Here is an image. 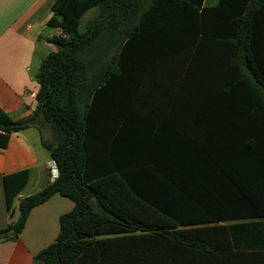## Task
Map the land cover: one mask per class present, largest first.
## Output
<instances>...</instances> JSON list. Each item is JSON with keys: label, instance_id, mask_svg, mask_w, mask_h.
<instances>
[{"label": "trees", "instance_id": "trees-1", "mask_svg": "<svg viewBox=\"0 0 264 264\" xmlns=\"http://www.w3.org/2000/svg\"><path fill=\"white\" fill-rule=\"evenodd\" d=\"M56 0L36 108L0 107V148L29 127L58 168L4 177L15 240L55 194L40 264H264V0ZM92 8L97 16L81 29Z\"/></svg>", "mask_w": 264, "mask_h": 264}, {"label": "crops", "instance_id": "crops-1", "mask_svg": "<svg viewBox=\"0 0 264 264\" xmlns=\"http://www.w3.org/2000/svg\"><path fill=\"white\" fill-rule=\"evenodd\" d=\"M55 1L0 0V107L14 120L28 117L36 108L38 68L42 59L58 50L47 41L61 35L59 28L47 25ZM51 163L36 128L10 135L8 146L0 148V229L10 223L4 177L28 172V179L13 202L15 216L20 199L50 183ZM73 208L74 203L60 194L33 208L18 238L0 242V264H40L35 256L56 241L60 217Z\"/></svg>", "mask_w": 264, "mask_h": 264}, {"label": "rangeland", "instance_id": "rangeland-1", "mask_svg": "<svg viewBox=\"0 0 264 264\" xmlns=\"http://www.w3.org/2000/svg\"><path fill=\"white\" fill-rule=\"evenodd\" d=\"M216 3H217V0H205L206 6H212V5H215ZM97 14H98V8H92L91 10H89L82 18L81 29L83 30L86 24L90 20L94 19L97 16ZM18 214H19V211L17 210L14 216V220L17 219Z\"/></svg>", "mask_w": 264, "mask_h": 264}, {"label": "built area", "instance_id": "built-area-1", "mask_svg": "<svg viewBox=\"0 0 264 264\" xmlns=\"http://www.w3.org/2000/svg\"><path fill=\"white\" fill-rule=\"evenodd\" d=\"M50 168V181H53L58 176V168L54 161H52Z\"/></svg>", "mask_w": 264, "mask_h": 264}]
</instances>
